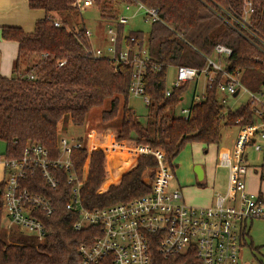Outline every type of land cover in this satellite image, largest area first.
Segmentation results:
<instances>
[{
    "label": "trees",
    "instance_id": "1",
    "mask_svg": "<svg viewBox=\"0 0 264 264\" xmlns=\"http://www.w3.org/2000/svg\"><path fill=\"white\" fill-rule=\"evenodd\" d=\"M96 1L102 18L114 16L110 4L119 0ZM141 1L157 7L163 20L153 22L148 35L142 30L131 31L130 35L136 39L134 42L126 38L128 44H146L153 63L161 65V69L149 68L147 72L146 93L150 103L145 120H140L128 105L132 67L108 58L89 56L86 50L90 40L84 27H80V35H76L47 20L48 15L54 14L67 18L79 15L77 0H28L30 8L43 9L46 13L36 22L34 31L28 33L19 26L2 28L3 39L19 44L15 73L10 77L0 74V141L6 143L4 154L20 157L29 142H39L53 155H58L61 123L64 127L69 124L84 126L90 110L107 100L110 104L101 112L102 121L111 122L122 113L117 140L162 149L172 163L187 143L218 144L222 131L235 126L236 119L247 107L226 110L219 100L217 83L204 101L192 105L188 118L176 115L174 110L189 83H183L166 95L167 72L172 65L203 67L206 61L200 52L212 55L214 46L222 43L234 51L228 59V68L241 70L243 80L251 76L259 80L264 68L253 61L256 48L228 23V19L230 15L242 16L249 9L247 3L251 2L250 19L264 33V0ZM122 27L119 25V30ZM61 61L65 63L59 66ZM88 157L89 171L81 188L86 208L129 201L150 191L144 177L154 174L157 160L153 155L139 156L136 164L122 174L120 182L110 184L105 190H101V186L110 181L112 170L100 147L90 154L85 147L73 149L71 161L76 180L82 178ZM63 172L56 189L42 182L39 188L55 206L52 215H40L46 225L42 243L27 240L16 231L9 234L1 231L4 208L3 184L0 183V264H79V247L93 244L102 234L101 227L96 225L81 230L74 228L78 213L68 209L67 203L76 181L69 182L68 174ZM98 264H111V261L107 258Z\"/></svg>",
    "mask_w": 264,
    "mask_h": 264
},
{
    "label": "built area",
    "instance_id": "2",
    "mask_svg": "<svg viewBox=\"0 0 264 264\" xmlns=\"http://www.w3.org/2000/svg\"><path fill=\"white\" fill-rule=\"evenodd\" d=\"M77 1L80 13L86 8L100 6L96 0ZM110 5L116 12L113 17L105 18L108 27L104 26L98 31L96 27L84 26V33L90 40L86 52L94 58H108L115 63L131 66L130 93L143 98L147 105L150 103L146 93L148 69H161V65L153 63L146 44L141 46L126 42L127 37L131 42L136 41L130 32L140 30L126 29V24L137 19L151 24L163 21L160 11L141 0H119ZM247 6L249 9L242 16L230 15L228 23L256 48L253 61L264 68V33L250 19L252 3L248 2ZM47 20L55 27H65L80 35V29L60 15H48ZM119 25L123 26L121 30ZM200 53L206 61L203 67L177 66L171 85H166L165 93L170 95L183 83H195L193 99L181 109L180 115L188 118L192 105L204 101L216 83L219 100L226 110L235 109L227 106L226 95H232L237 100L244 97L236 108L247 107L235 121L238 135L233 141L232 150L219 161V166L229 170L227 189L224 193H215L211 205L187 204L181 189L171 184L175 177V163L168 161L162 149L132 143L137 158L153 155L157 160L154 174L144 177L150 191L129 201L86 208L81 199V188L87 179L90 158L86 159L82 178L76 180L71 153L75 148L85 147L90 154L96 147H90L75 136H63L59 137L58 155H53L48 147L39 142H29L20 157L0 155L5 173L0 182L3 184V208L9 216V226H23L34 232L37 242L42 243L46 236V225L40 215H52L55 206L39 188L42 182L56 189L64 171L68 174L69 182L76 181L67 203L68 209L78 213L74 228L81 230L96 225L102 229V234L93 244L79 247V264H98L107 258L111 264H240V248L246 242L248 223L256 219L264 220V189L260 188L258 193L246 191V176L250 167L260 173L264 182V72L259 80L253 82L257 90H252L245 84L241 70L228 68L233 48L217 43L212 55ZM214 54L219 55L223 65L212 58ZM64 63L59 62V66ZM33 77L30 75V78ZM202 77L204 86L199 93L197 86ZM218 78L220 81L216 82ZM99 147L109 157L106 144ZM253 155L257 161H251Z\"/></svg>",
    "mask_w": 264,
    "mask_h": 264
},
{
    "label": "rangeland",
    "instance_id": "3",
    "mask_svg": "<svg viewBox=\"0 0 264 264\" xmlns=\"http://www.w3.org/2000/svg\"><path fill=\"white\" fill-rule=\"evenodd\" d=\"M112 13L116 12V9L111 8ZM69 24L75 25L77 28L80 27H96L98 31L101 28L108 27L106 19L102 18V12L100 6L97 8H86L80 15H74L71 18H67L65 15L62 16ZM102 23L103 25H101ZM137 28L142 30L146 35L151 28V23L143 21L142 19H137L135 22L130 21L129 24H126V29ZM212 58L217 62L223 65V61L220 59L218 54H214ZM27 63H24L26 66ZM177 66H169L167 72V86H170L173 79L176 75ZM247 83H246V81ZM245 84L252 90H257V86L254 85L252 81H255V77H247L245 79ZM204 86V77L200 80V85L197 86V92L201 93ZM196 91V86L194 82H190L187 90L183 94V98L180 100L179 104L176 106L174 112L176 115L180 114L181 109L184 106L190 104L193 99V95ZM227 106L230 108H236L243 101V98L235 99L232 95H226ZM110 101L107 100L101 106L94 107L90 110L87 115V122L84 126H75L69 124L64 127L61 123L59 126V137L71 136L85 134L86 128L91 127V124L97 125L96 127H101V112L104 109L109 107ZM128 105L136 112L140 120H145L147 114V105L145 104L143 98L129 94ZM122 121V113L120 112L113 121L110 122L111 127L114 131H117ZM87 123H89L87 125ZM86 127V128H85ZM238 135V128L232 127L224 129L222 131V137L218 144H211L209 146L203 145L199 142H189L186 144L184 149L179 153L175 158L174 163V172L175 177L172 181V186L176 188H182V193L184 199L190 203V205L202 206L205 204L195 202L197 197L200 199H208L211 195H215L217 192L224 193L227 189L228 179H229V170L226 167L219 166V161L222 156L227 155L233 146V141ZM109 150L116 147L113 143V139L110 140L109 146H106ZM6 151V143L0 141V155L4 154ZM125 151V150H122ZM110 167L112 170V176L110 181L104 182L101 186V190H105L112 183L117 184L121 180L122 174L132 168L136 162L133 159H124L122 156L108 157ZM191 161L192 164L188 165V162ZM251 161H257L255 155L251 157ZM251 163V162H250ZM200 164L203 169L205 176L203 179H199L195 171V166ZM191 183H186V182ZM192 186H191V185ZM194 184V185H193ZM196 187V188H195ZM260 188L264 189V182L260 178V173L255 172L252 167L249 168L246 176V191L258 193ZM10 220L9 216L4 209L2 211V220H1V231L3 233L18 232L26 238L27 240L37 242V238L34 232L27 230L23 226L18 224H12L9 226ZM245 244L240 248V264H264V220L256 219L248 223V233L245 237Z\"/></svg>",
    "mask_w": 264,
    "mask_h": 264
},
{
    "label": "crops",
    "instance_id": "4",
    "mask_svg": "<svg viewBox=\"0 0 264 264\" xmlns=\"http://www.w3.org/2000/svg\"><path fill=\"white\" fill-rule=\"evenodd\" d=\"M45 15L46 13L43 9L30 8L28 4V0H0V74L1 75L10 77L15 73L14 63L19 53V44L17 41L3 39L2 28L4 26H19L23 28L25 32L31 33L35 29L36 22L39 19L44 18ZM19 73H21V71H19ZM88 124L89 123H87V125ZM96 126L97 125L91 124V127L88 128L85 127L86 133L75 135V137L79 139L83 138L82 140H84L85 143H87L92 148L99 146L102 147L103 144L109 146L110 140L113 139L114 145L116 147L120 146V148H113L112 150H109V157L122 156V158L124 159L126 158L133 159L136 162L137 155L134 153V149H132L133 148L131 146L132 143H130L127 140H117L118 130L114 131L111 127L110 122H104L101 119V127H96ZM190 164H192L191 161L188 162V165ZM4 174H5L4 165L0 161V182L4 177ZM186 183L188 184L191 182L188 181ZM180 189L182 191V188ZM214 196L215 195H211V197H209L208 199H200V197H197L195 199V202L205 204L202 206H209L213 203Z\"/></svg>",
    "mask_w": 264,
    "mask_h": 264
},
{
    "label": "water",
    "instance_id": "5",
    "mask_svg": "<svg viewBox=\"0 0 264 264\" xmlns=\"http://www.w3.org/2000/svg\"><path fill=\"white\" fill-rule=\"evenodd\" d=\"M195 171H196V173L198 175V178L199 179H203L204 169H203V167L200 164L195 166Z\"/></svg>",
    "mask_w": 264,
    "mask_h": 264
}]
</instances>
